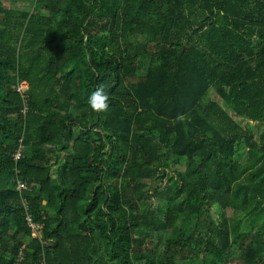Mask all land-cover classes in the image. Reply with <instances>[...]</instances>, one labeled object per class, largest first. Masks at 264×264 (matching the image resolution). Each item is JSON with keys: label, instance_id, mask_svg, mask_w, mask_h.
Wrapping results in <instances>:
<instances>
[{"label": "trees", "instance_id": "1", "mask_svg": "<svg viewBox=\"0 0 264 264\" xmlns=\"http://www.w3.org/2000/svg\"><path fill=\"white\" fill-rule=\"evenodd\" d=\"M31 1L0 0V264H264V0Z\"/></svg>", "mask_w": 264, "mask_h": 264}, {"label": "rangeland", "instance_id": "2", "mask_svg": "<svg viewBox=\"0 0 264 264\" xmlns=\"http://www.w3.org/2000/svg\"><path fill=\"white\" fill-rule=\"evenodd\" d=\"M5 2H6L7 5H10L11 7H15V8H18V9H25V10L31 11L34 8V3L31 0H16V1H13V2L5 0ZM147 62H148V60H142L141 61L140 66H139V68H140L139 69V73L140 74H143L145 72L146 67H147ZM75 72H78V71H75ZM212 96L215 97L219 103L221 102V104L224 106V108L227 111V113H229L239 125L244 126L249 121V119H247L245 116L238 115L234 111H232V109L228 105H225L220 100V98L214 94L213 91H211V93H210V97L211 98H212ZM250 127H252L253 130H254L255 138L258 139L259 133L261 131V124L260 123L253 124L252 126L250 125ZM156 190L159 191L160 188L156 189ZM258 221L260 222L261 218L258 219L256 222H258ZM36 233L38 235H40L41 232H40V230H38ZM158 244H159V240H157L155 238L151 239V240H148L146 242V244L144 245L143 250H145V251L156 250L158 248Z\"/></svg>", "mask_w": 264, "mask_h": 264}, {"label": "clouds", "instance_id": "3", "mask_svg": "<svg viewBox=\"0 0 264 264\" xmlns=\"http://www.w3.org/2000/svg\"><path fill=\"white\" fill-rule=\"evenodd\" d=\"M87 103L95 112H106L109 108L110 97L104 87H98L87 97Z\"/></svg>", "mask_w": 264, "mask_h": 264}, {"label": "built area", "instance_id": "4", "mask_svg": "<svg viewBox=\"0 0 264 264\" xmlns=\"http://www.w3.org/2000/svg\"><path fill=\"white\" fill-rule=\"evenodd\" d=\"M23 156V151L21 148H19L16 153L14 154V158L16 160L20 159L21 157ZM15 188L18 190V191H22L24 189L27 188V183L26 181L22 180V179H17L15 180ZM25 208L27 209V205L25 204ZM28 221L31 225V227L35 230L33 236H37L38 234L36 233L38 230H40V228L32 222L31 218L28 217Z\"/></svg>", "mask_w": 264, "mask_h": 264}, {"label": "crops", "instance_id": "5", "mask_svg": "<svg viewBox=\"0 0 264 264\" xmlns=\"http://www.w3.org/2000/svg\"><path fill=\"white\" fill-rule=\"evenodd\" d=\"M149 65V61L147 62V66ZM146 71H147V68H146V70H145V72L143 73V74H140L141 76L142 75H144L145 73H146ZM73 79V78H72ZM211 91H213L214 92V94L216 95V96H218V94L213 90V89H210L209 90V97H210V93H211ZM219 97V96H218ZM211 98V97H210ZM220 98V97H219ZM212 99H214L215 101H217V99L215 98V97H213L212 96ZM220 100H221V98H220ZM223 103H224V101L223 100H221ZM218 102V101H217ZM219 103V102H218ZM220 104V106L221 107H223L224 108V106L221 104V102L219 103ZM225 104V103H224ZM226 105V104H225ZM225 109V108H224ZM226 111V110H225ZM76 113L78 112L77 110L75 111ZM179 168H180V166H178Z\"/></svg>", "mask_w": 264, "mask_h": 264}]
</instances>
